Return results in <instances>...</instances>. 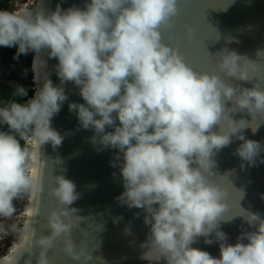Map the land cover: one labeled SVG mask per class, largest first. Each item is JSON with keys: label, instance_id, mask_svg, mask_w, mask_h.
Instances as JSON below:
<instances>
[{"label": "clouds", "instance_id": "9594fccd", "mask_svg": "<svg viewBox=\"0 0 264 264\" xmlns=\"http://www.w3.org/2000/svg\"><path fill=\"white\" fill-rule=\"evenodd\" d=\"M181 2L84 0L82 7L0 10V47L15 48L14 59L33 54L34 64L43 55L45 68L54 59L51 73L58 80L54 84L47 72L34 79L33 95L23 103L0 102V127L7 128L0 131V216H11L21 195L36 200L45 192L44 179L29 172L32 152L20 141L39 149L62 143L51 121L68 99L64 85L70 82L83 103H68L69 112L80 128L92 131L94 146L115 150L111 166L118 168L123 188L117 202L143 213L148 233L142 259L149 264L161 258L165 264H264V217L238 207L243 198L238 191L231 211L225 202L229 192L212 179L217 177L212 158L233 137L241 142L235 155L243 162L252 164L264 151L243 135L264 124V77L250 75L249 65L254 72L257 66L226 49L218 53L216 71L192 66L181 42L166 35ZM193 33L185 28L189 44ZM257 56L264 59V51ZM253 78L260 82L251 88L226 82ZM13 95L24 98L28 90L17 84ZM241 111L252 121L231 118ZM47 184L56 207L43 216L46 234L29 221L22 242L0 264H53L48 253L58 245L74 264L92 261L71 238L82 219L67 207L78 198L75 185L61 175L48 177ZM37 214L34 207L32 215ZM236 217L251 230L229 244L219 225ZM201 237L207 245L217 244L218 257L191 247Z\"/></svg>", "mask_w": 264, "mask_h": 264}, {"label": "water", "instance_id": "95a60500", "mask_svg": "<svg viewBox=\"0 0 264 264\" xmlns=\"http://www.w3.org/2000/svg\"><path fill=\"white\" fill-rule=\"evenodd\" d=\"M83 3L84 0H49V8L53 9L57 5L61 8L73 5L82 7ZM186 27L194 29L191 44L184 39ZM166 35L181 42V51L186 60L197 70L216 71L218 53L226 49L257 66L254 72L249 65L250 75L264 77V59L257 56L258 52L264 51V0H225L224 3L223 0H182L174 28ZM33 62L32 56L30 70L34 85ZM55 63L54 59L48 61V72L51 73ZM50 79L54 84L58 83L54 73H51ZM226 82L241 88H251L260 81L253 78L250 81L226 79ZM64 89L68 99L51 121V126L61 134L63 140L55 148L44 144L41 177L44 179L45 192L38 200L34 227L46 234L43 216L56 207V202L47 194V179L61 175L75 185L78 198L67 207L75 209V214L82 219L71 230V238L91 253L90 264H149L142 259L147 249L141 245L148 233L142 211L129 209L116 200L123 188L118 168L111 166L115 150H100L90 142L92 131L80 128L75 114L68 110L70 102L83 103L77 94L78 90L70 82L64 85ZM231 118L252 121L246 111L237 112ZM213 131H216L215 127ZM243 135L246 139L259 142L264 148V124H260L255 133L245 129ZM239 143L233 137L228 146L215 153L212 159L217 177L212 179L229 192L225 202L230 205L231 211H235V191H238L243 193L238 207L264 217V151L252 164H248L235 155ZM231 211L226 215H231ZM219 229L226 234L229 244L236 243L242 231L251 230L239 217L230 222H221ZM191 247L206 251L212 257H218L219 254L217 244L207 245L203 237L197 238ZM59 248L58 245L54 252L48 253L53 264H74ZM153 264L165 262L161 258Z\"/></svg>", "mask_w": 264, "mask_h": 264}, {"label": "trees", "instance_id": "16d2710c", "mask_svg": "<svg viewBox=\"0 0 264 264\" xmlns=\"http://www.w3.org/2000/svg\"><path fill=\"white\" fill-rule=\"evenodd\" d=\"M14 0H0V10H7ZM16 49L0 47V102L7 103L12 100L23 103L24 100L33 95L36 84L31 82V60L33 54L19 56L14 59ZM34 68V65H33ZM35 72V69H34ZM36 77V73H35ZM21 85L28 90V96L24 98L15 97L14 86ZM35 86V87H34ZM0 131H7L6 127H0ZM25 146L26 141H20Z\"/></svg>", "mask_w": 264, "mask_h": 264}, {"label": "rangeland", "instance_id": "374dc122", "mask_svg": "<svg viewBox=\"0 0 264 264\" xmlns=\"http://www.w3.org/2000/svg\"><path fill=\"white\" fill-rule=\"evenodd\" d=\"M36 5V6H35ZM28 7L32 10H35L37 7V1H32L29 3V0H14L8 6L7 11H15ZM34 89V88H33ZM25 147L30 148L31 152L33 151V143H28ZM31 165V162H30ZM30 169V167H29ZM30 195H21L13 201V206L15 208L14 213L11 216H0V254L6 255L9 254L14 246L20 242L24 223L26 221L28 206L30 204ZM28 198V202L25 207L24 219L22 218V208L25 206V202ZM23 219V221H22ZM23 223V225H21ZM15 244V245H14Z\"/></svg>", "mask_w": 264, "mask_h": 264}, {"label": "bare ground", "instance_id": "6f19581e", "mask_svg": "<svg viewBox=\"0 0 264 264\" xmlns=\"http://www.w3.org/2000/svg\"><path fill=\"white\" fill-rule=\"evenodd\" d=\"M32 1H37V7H36L35 10H38V9L44 7V6H46L48 9H50L49 8V0H29V3L31 4ZM43 59H44V57H43V55H41L35 61V64L33 62V65H34L33 71L35 69L34 75L36 73V77H35L36 80H42L43 77L45 76V74L48 72V67L45 68L42 65V60ZM43 147H44V144L40 146V149L37 147V145L33 144L32 156L30 158L31 165H30V169H29V172L31 174H39L40 176H42V171L44 169L43 162H44V156H45ZM39 198H40V196H39ZM39 198L36 199V200H33L32 196L30 197V204L28 206L27 217H26V221L24 223L23 230L25 229V226L29 223V221H31V225L34 226L36 218H37V215L36 216L32 215V210H33L34 207H38ZM27 202H28V200H27ZM25 207H26V205H25ZM25 207H24V210H23V214L24 215H25V213H24L25 212ZM22 235H23V232H22ZM21 242H22V238H21L20 242H18L17 244H19ZM9 254H6V255L0 254V260H3Z\"/></svg>", "mask_w": 264, "mask_h": 264}, {"label": "built area", "instance_id": "2783aa9c", "mask_svg": "<svg viewBox=\"0 0 264 264\" xmlns=\"http://www.w3.org/2000/svg\"><path fill=\"white\" fill-rule=\"evenodd\" d=\"M26 144H28V142H26L25 145H26ZM29 144H30V143H29ZM27 196H28V195H27ZM27 200H28V198H27ZM27 200H26V202H25V205H26V203H27ZM24 207H25V206H23V208H22V218H23V219H24V215H23ZM23 219H22V221H23ZM21 225H23V223H22Z\"/></svg>", "mask_w": 264, "mask_h": 264}]
</instances>
